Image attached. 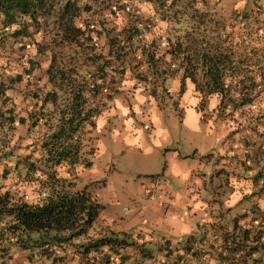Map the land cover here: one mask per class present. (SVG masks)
<instances>
[{
    "label": "rangeland",
    "instance_id": "374dc122",
    "mask_svg": "<svg viewBox=\"0 0 264 264\" xmlns=\"http://www.w3.org/2000/svg\"><path fill=\"white\" fill-rule=\"evenodd\" d=\"M89 4L92 6L91 11L81 14L75 23L82 27L93 26L99 31L98 37L93 36L98 48L92 50V53L106 54L108 52L106 44L110 41L111 44L114 43L112 45H115L111 51L116 56L120 52L119 48L125 46L126 38L128 42L125 48H128L130 55L123 62L121 59L120 61L112 59L113 69L112 71L106 69L107 76L105 80L100 81L98 95L93 97L85 93L89 103L92 102L99 107L102 104L100 115L107 114L110 124L96 136L94 132L97 116L91 127V137L94 136L95 139L83 142L85 146L82 152L89 155L81 156L78 165L63 164L56 167V176L69 182L73 191L83 189L93 194L103 206L100 215L106 216L108 220L119 222L137 215L141 217L144 225L151 228L156 223L153 206L157 204L160 207L158 203L163 199V187L174 188L178 183L173 172L167 173V168L163 171L166 149L176 148L181 155L191 156L196 150L199 152L202 148H208L209 151L214 146L215 140H251V142L264 140V15L259 10L264 8V0L237 2L232 0H97ZM190 8L201 12L209 11L212 22L218 21L205 35L212 39L208 41L213 44L223 42L222 57L226 56L227 49L229 52H234L235 47H243L244 65L240 75L251 91L249 104L238 108H234L232 104L234 94L230 86L232 69L225 71L227 77L222 94H207L208 87L203 80L204 72L201 68L196 74L197 89L187 79L183 94H179V88L174 90V84L180 85L183 63L179 58L172 57L170 44L175 42L177 36H183L181 34L186 27L184 24H174V21H170L169 18L173 17L174 13L180 15L185 12L184 10L193 14V9ZM193 28L199 29V31L196 30L197 33L202 30V26L199 25ZM176 32L178 35H175ZM44 34L41 32L35 36L40 43L49 42L53 38L52 33ZM224 38H226L225 41H223ZM11 39L13 38L5 41L6 48L0 49V81L9 88L7 95L11 100L18 102L16 111L25 115L24 104L29 94L32 95L37 87H44L46 84L45 79L39 83L37 78L46 72L50 55L46 46L31 45L23 49L18 47V44H13ZM202 41L204 40L198 37L199 45ZM85 48L69 46L66 50L57 49L55 52L61 59L82 60L83 57L87 59L85 54L89 49ZM140 51L154 54L153 68L160 71L158 74L162 73V77L152 75L150 72L152 67L150 70L147 67V58L138 57ZM120 56L119 54L116 58ZM82 62L77 67L83 74L88 73L87 70L91 68L88 59ZM122 66H125L126 70L123 75H120ZM26 72H30V75L23 74ZM164 72L171 77L164 78ZM16 75H21V80L14 81L13 78ZM90 82L89 80L88 83ZM188 91L189 98L185 100ZM155 104L161 108L162 118L159 127L167 132L166 138L161 139L157 136L155 140H169V144L163 148H153L152 151H148L143 147L140 150L118 143L116 140H130L129 137L132 138L134 134L139 136L134 129L129 133L122 132L120 139L112 134V128H116V124H122L123 117L120 114L124 113L130 116L133 127L141 126L139 130L143 131L145 140L150 139L144 124L147 125L148 121H144L148 118L149 109ZM189 105H195L200 116L199 131L190 129L181 120L184 109ZM116 118L120 120V123L116 121ZM121 127L117 126L120 131ZM89 130V127L83 128L84 133ZM98 139L103 143V148L96 157L94 156L96 147L93 142ZM18 142V140H11L9 145L12 144L10 146L22 152L18 154H23L25 146L33 140ZM9 145H5L3 141L0 143V172L3 173V170L10 168L3 187L13 188V201L22 202L24 195L22 189H19L21 182H18V177L11 171L14 159L8 161L6 157ZM88 161L90 165H86ZM205 161L204 164L208 165L211 171L214 167L212 162L207 158ZM168 164L169 162L167 166ZM254 165L256 163L251 161V166ZM210 175L213 184L216 185L218 183L215 181L216 177L213 173ZM15 178H17L16 181ZM25 180L26 183L23 184H27L28 201L42 200L44 194L41 185L47 177L40 175L37 179L27 177ZM1 184L3 181L2 183L0 181V186ZM142 191L146 193L142 194ZM3 194L1 192L0 196ZM0 221L6 227L10 224V218L7 217ZM95 226L101 227V230L94 231L93 228L88 230L87 235L90 238L85 237L84 244H87L88 240L93 241L92 238L106 230L98 223L93 224V227ZM48 240L50 238L46 236L44 239H39L36 244L45 242L44 245H47ZM73 242L72 244H75ZM50 243L53 241L50 240ZM57 247L65 250V252H59L60 255L65 254L60 264H75L79 260L78 254H72V247L66 248V245H57ZM37 263L44 264V261L40 259Z\"/></svg>",
    "mask_w": 264,
    "mask_h": 264
},
{
    "label": "trees",
    "instance_id": "16d2710c",
    "mask_svg": "<svg viewBox=\"0 0 264 264\" xmlns=\"http://www.w3.org/2000/svg\"><path fill=\"white\" fill-rule=\"evenodd\" d=\"M96 1L0 0V49L6 48L7 39L13 38L11 39L13 44H18V47L23 49L31 45L46 46L50 55L46 72L37 78L39 83L45 79L44 87L47 86V88L37 87L33 93L34 98H32L40 101V105L37 102L33 103L37 111L30 113L28 120L27 129L33 142L27 154L17 157L11 166V171L18 177V182H21L19 187L26 183L27 177L36 179L40 175L47 177L41 185L44 198L32 202L28 201V198L27 200L23 198L22 202H17L13 201V188L2 190L0 187V193H4L0 196L2 198L0 219L10 218V224L7 227L3 226L0 221V264H25L27 261V264H38L37 261L40 259L44 261V264H60L65 254L63 256L59 252H65V250L58 249L57 245L73 248L72 254H78L77 259H79L75 264H149L148 260L153 257V253L148 250L133 256L132 250L135 247L133 241L126 235L116 234L107 228L102 234L92 238L93 241L88 240V243L84 244L83 239L90 238L87 235L88 230L90 231L91 228L94 231L101 230V227H93V224L98 223L103 206L93 194L83 189L73 191L69 182L56 176V167L63 164L78 165L81 156L89 155V153L82 152L85 146L83 142L95 139L94 136L91 137V127L93 121L102 112V104L99 107L92 102L89 103L85 93L93 97L98 95L100 81L105 80L107 76L106 69L109 71L113 69L112 59L118 61L121 59L123 62L130 55L128 48H125L128 42L126 38L125 46L119 48L120 52L116 56L111 51L115 45H112L114 43L111 44L110 41L106 44L108 47L106 54L92 53V50L98 48L93 36L98 37L99 31L93 26H77L75 21L81 14L90 12L92 6L89 3ZM190 9H193V14L184 10L185 12L180 15L174 13V16L169 18L170 21H174V24H184L186 27V31L184 30L181 34L183 36L179 35L175 42H169L171 43L170 54L172 57L179 58L183 63L181 64L183 72L180 78L179 94L184 93L187 79L197 89L196 74L200 68L204 72L203 80L208 87L207 94H222L227 77L225 71L232 69L233 76L230 82L234 92L232 104L234 108L249 104L251 91L240 75L244 65L243 47H235L234 52H229L227 49L226 56L222 57L223 42L213 44L208 41L212 39L205 35L218 21L212 22V18H209V11L201 12L195 8ZM259 10L264 15V8ZM196 24L202 26L199 33L196 32L199 29L193 28L197 27ZM41 32L45 33L44 35L52 33L53 38L49 42L40 43L35 36ZM175 35H178L177 32ZM198 37L207 42L202 41L199 45ZM69 46L89 49L85 54L91 67L87 70L88 73L83 74L77 67L83 63L82 61L87 60L85 57L82 60L79 58L68 60L57 56L55 50H66ZM119 54L121 56L116 58ZM138 57L147 58V67L149 70L152 67L150 72L153 76H161L162 73L159 75L160 71L153 68L155 66L154 54L140 51ZM125 70L126 67L122 66L119 74L123 75ZM23 74L30 75V72ZM163 77L170 78L171 76L169 77V74L164 72ZM13 79L19 81L21 75H16ZM89 80L93 84L91 82L89 84ZM8 90L9 88L0 81V131L11 130V125L15 121L18 124L25 123L24 118L15 120L12 100L7 95ZM84 127H89L90 130L84 133ZM95 142L96 140L93 143ZM261 142L263 140L247 143L246 146L251 147L250 144H252L253 148L258 151ZM253 148L251 147L252 150ZM254 161L256 165L253 167L246 165L247 169H252V179L264 169V158ZM86 165H90V162L88 161ZM242 167H245V163ZM7 172L9 173L6 169L2 175L4 184L8 178ZM248 232L251 230L241 229L239 239L238 237L235 239L236 236L233 235L232 241H229L230 247H227L225 245L227 241H224L223 249L231 248L232 255L221 258L228 259L232 264L240 263L245 259L246 262L249 261V264L251 262V264H264L262 263L264 262V226L252 235L251 243L253 244L245 246ZM46 236L53 243L48 240L47 245H44L45 242L36 244L39 239H44ZM245 248L259 255L246 258L245 253H241ZM8 249L10 251L7 253ZM17 250L21 251V255L18 256L17 253L12 255V252Z\"/></svg>",
    "mask_w": 264,
    "mask_h": 264
},
{
    "label": "crops",
    "instance_id": "0c3cea01",
    "mask_svg": "<svg viewBox=\"0 0 264 264\" xmlns=\"http://www.w3.org/2000/svg\"><path fill=\"white\" fill-rule=\"evenodd\" d=\"M173 88L178 90L179 85L176 83ZM32 98H34L33 94H29L24 104L25 115L16 111V103L18 102L12 100V103L15 104H13L15 120L24 118L25 123L18 124L15 121L11 125V130H1L0 143L3 140L5 145H9L11 140H18V143L32 140L27 129L29 115L37 111V108L33 106L34 102L40 105V101ZM188 98L189 91L185 100ZM195 108V105L187 106L182 113L181 120L190 129L199 131L201 121ZM160 110L161 108L157 107L156 104L152 106L148 111V118L144 121H148L147 125L144 124L148 129V131L146 130L147 133L150 135L148 136L150 137L149 140H145L143 131L139 130L141 126L133 127V122L128 114H120L123 117L121 118L122 124H116V128H112V134L120 139L122 132L129 133L130 130L134 129L139 136L134 134L132 138L129 137L130 140L116 141L127 147L140 150L143 147L144 150L148 151L168 145L169 140H155L157 136L162 139L163 137L166 138L167 135V132L159 127L162 118ZM116 121L120 123L118 118ZM109 124L107 114L99 115L95 123L94 133L96 136ZM117 126L121 127L122 130L120 131ZM155 134L157 135L155 136ZM253 141L215 140L214 146L209 151L208 148H202L199 152L196 150L191 156L181 155L176 148L166 149L163 171L167 168V173L173 172L178 183L174 188L163 187V199L158 203L160 207L157 204L153 206L156 216L155 225L151 228L144 225L141 217L137 215L119 222L110 221L106 216L100 215L98 223L108 230L116 234H124L132 240L136 247L132 250L133 256L147 250L153 253V257L147 262L149 264H232L228 259H222L232 255L231 248L223 249V242L227 241L225 245L230 247L229 241H232L233 235L237 239L241 229H250L251 232H248L245 246L252 245V235L264 226V169L253 179L251 177L252 169H247V166L251 165V161L255 162V159L259 161L264 158V140L259 143L260 149L258 151L253 148L252 144L250 145L253 150L246 146L247 143H253ZM30 144L32 142L25 146V153L23 154H18L22 152L10 146L12 144L7 146L6 157L8 161L11 159L15 161L17 157L26 155L30 149ZM95 144L97 157L103 148V143L98 139ZM10 150L12 152H9ZM205 158L214 166L211 171L209 166L204 164ZM243 163H245L246 168L242 167ZM3 173L0 172L1 183ZM212 173L216 177L215 181H218L216 185L213 184L210 175ZM4 182L6 183V181ZM3 185L4 183L0 186L2 190L10 188L3 187ZM19 189H22V194L27 200L26 184L20 186ZM141 193L145 194L146 192L142 191ZM9 251L8 249L7 253ZM247 251L248 248L241 251V253H245L246 258L259 255L255 251H248V253ZM16 253L18 256L21 255L20 250L12 252V255ZM246 261L245 259L234 264H249V261Z\"/></svg>",
    "mask_w": 264,
    "mask_h": 264
}]
</instances>
